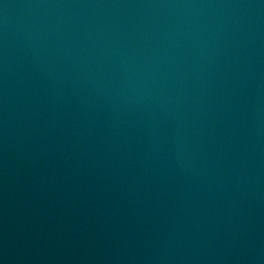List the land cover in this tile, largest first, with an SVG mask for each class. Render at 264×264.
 I'll use <instances>...</instances> for the list:
<instances>
[{"label": "water", "instance_id": "1", "mask_svg": "<svg viewBox=\"0 0 264 264\" xmlns=\"http://www.w3.org/2000/svg\"><path fill=\"white\" fill-rule=\"evenodd\" d=\"M0 264H264V0H0Z\"/></svg>", "mask_w": 264, "mask_h": 264}]
</instances>
